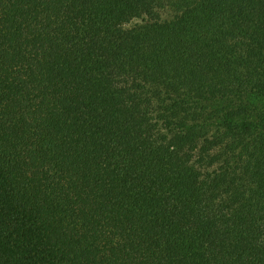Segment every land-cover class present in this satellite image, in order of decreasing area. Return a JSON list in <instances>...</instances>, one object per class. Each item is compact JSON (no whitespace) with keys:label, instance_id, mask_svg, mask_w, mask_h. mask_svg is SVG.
<instances>
[{"label":"trees","instance_id":"obj_1","mask_svg":"<svg viewBox=\"0 0 264 264\" xmlns=\"http://www.w3.org/2000/svg\"><path fill=\"white\" fill-rule=\"evenodd\" d=\"M0 264H264V0H0Z\"/></svg>","mask_w":264,"mask_h":264}]
</instances>
